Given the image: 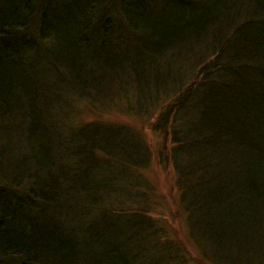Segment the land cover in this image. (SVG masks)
<instances>
[{"label":"trees","instance_id":"obj_1","mask_svg":"<svg viewBox=\"0 0 264 264\" xmlns=\"http://www.w3.org/2000/svg\"><path fill=\"white\" fill-rule=\"evenodd\" d=\"M114 98L145 122L73 121ZM153 166L205 264H264V0H0V264H98L88 234L139 262L134 225L170 240Z\"/></svg>","mask_w":264,"mask_h":264},{"label":"rangeland","instance_id":"obj_2","mask_svg":"<svg viewBox=\"0 0 264 264\" xmlns=\"http://www.w3.org/2000/svg\"><path fill=\"white\" fill-rule=\"evenodd\" d=\"M120 100L117 98H114L112 100H109L110 105L106 106V109L113 110L111 112H100L95 113L94 115L78 111L77 114L73 117V121L77 122L80 120H94V118L99 117L100 121L107 122V123H114V124H132L136 125L137 127H140L145 120L139 119L131 114L124 113V108H118L121 107V103H119ZM16 119V118H14ZM146 126V123H145ZM113 128V127H112ZM149 133V131H147ZM152 146L156 150L155 155L159 149L160 146L163 145V143L157 141V138L153 135H150ZM6 140L3 142V144H6ZM24 140V139H23ZM98 140H100V137H98ZM14 154V152H10ZM11 159V158H10ZM16 171V170H15ZM12 172V173H15ZM147 175L145 174L146 180L149 184V186L153 189L154 192L152 193V196L154 197V201L159 206V211L162 215L160 222L162 225L169 229V235H167L168 242L163 244H158V246L154 245V238H151L150 236H146L145 233H142L139 228L132 223V220H129L138 230L137 235H134V237L138 238L139 248L138 251L141 255V259L139 262H135L133 260H128L129 264H205L199 257V254L197 252V247L194 243L197 245H206L204 242V237L208 238L209 233L208 230L204 227L203 223L201 222L200 225L199 222H196L195 224L198 225V228L194 232V237L196 240H193V242L189 239L187 229L188 227L191 228L192 221L194 219H197V214H195L189 223L187 225L186 217L183 215L180 206L178 205V195L175 189L174 185V174L169 169H163L162 167L153 166L148 171H146ZM132 180H135V176L131 177ZM120 218V217H119ZM118 218V220H119ZM124 220H128L123 217ZM117 220V221H118ZM140 220V219H139ZM136 220V223H139L140 221ZM108 222H111V219H107ZM123 226L126 228V226L123 224ZM84 240H89V250L91 253H96L94 256L95 261L98 264H102L104 262L105 257L103 256V249L107 247L106 243L107 238L104 235H99L96 237L93 234H88L87 236L82 235ZM78 238L73 235L71 239V247L74 249L78 248ZM248 241L252 242V238L247 237ZM211 243V242H209ZM239 244H244L242 240L239 241ZM255 244L260 246L262 255L264 256V243H263V235L255 236ZM180 245L184 246L187 250V259L184 260L183 258L186 255H181L180 252ZM245 245V244H244ZM162 246V247H161ZM164 248L166 250H164ZM237 246L229 250V253H226L227 250L213 248L214 250L211 251V254L217 258H225L228 257V261L234 262V261H240L243 257V260L249 264L252 260L251 256H244V254L241 255V253L236 251ZM112 253H110V257L119 261L118 256L120 257V260L122 259V255L120 251L117 249L111 250ZM114 252V253H113ZM116 252V253H115ZM253 255H256V252H253ZM186 258V257H185ZM171 259H175L176 262H173ZM130 261V262H129Z\"/></svg>","mask_w":264,"mask_h":264},{"label":"bare ground","instance_id":"obj_3","mask_svg":"<svg viewBox=\"0 0 264 264\" xmlns=\"http://www.w3.org/2000/svg\"><path fill=\"white\" fill-rule=\"evenodd\" d=\"M253 39V38H252ZM258 40L257 39H253L252 40V42L254 43V44H257L258 42H257ZM50 116V115H49ZM51 117H52V115H51ZM120 141H122L123 143H124V140L122 139V138H120V136H116ZM125 146H126V144H125Z\"/></svg>","mask_w":264,"mask_h":264}]
</instances>
